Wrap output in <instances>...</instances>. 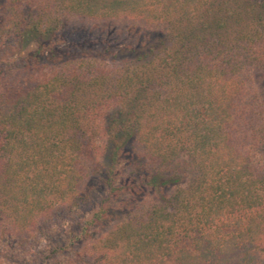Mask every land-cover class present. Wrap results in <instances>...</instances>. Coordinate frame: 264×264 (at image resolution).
<instances>
[{"label":"trees","instance_id":"1","mask_svg":"<svg viewBox=\"0 0 264 264\" xmlns=\"http://www.w3.org/2000/svg\"><path fill=\"white\" fill-rule=\"evenodd\" d=\"M35 1L0 0V50L35 44L0 59V264H264V0ZM101 150L109 197L122 162L169 193L90 246Z\"/></svg>","mask_w":264,"mask_h":264},{"label":"rangeland","instance_id":"2","mask_svg":"<svg viewBox=\"0 0 264 264\" xmlns=\"http://www.w3.org/2000/svg\"><path fill=\"white\" fill-rule=\"evenodd\" d=\"M48 0H36L34 5L37 7L40 4L47 2ZM52 1V0H51ZM165 3L172 2L174 0H163ZM50 3L49 7L52 9V2ZM23 9H28L29 6L23 5ZM54 11V8L52 9ZM55 13V12H54ZM126 28V25H122L120 29ZM140 40L142 38L140 37ZM139 38L137 40L131 39L127 40L131 47H136L139 43ZM67 43L75 42L76 38H72V36L66 38ZM126 41L124 40H117L114 46L119 48H125ZM35 48V44L30 43L27 45L22 46H6L5 48L0 50V59L1 60H10L17 57H22L31 53ZM59 51H64V47L60 46ZM251 85V91L256 92L258 98L262 100L264 98V82L260 79V74L257 71L250 70L248 75ZM168 91V89H165ZM110 115L114 112V109L107 111ZM108 118L107 116H102L99 120V126L103 130L106 126L105 119ZM252 140L248 137L239 136V145L246 150V152L250 155L252 159L261 160V156L255 153V150L251 147ZM242 149V148H241ZM97 159L101 166H103V170L101 175H95L90 179L89 185L91 187L90 191V206L88 208V212H86L85 217L86 219H91L93 214H95L101 204L106 201V209L107 214L104 219V222L99 223L92 227L89 230L90 237L88 238L89 244H98L99 241H103L106 239L108 234L116 227V225L126 222L128 219H132L135 216H140L145 214L155 203L161 201V195L166 196L168 195L169 191H165L164 194L156 193L151 189L145 187L141 183V175L142 171L137 170L135 174L129 175V166L126 162H122L119 166H117L118 177L116 179L115 185L116 186H124L127 184V190H123L118 196L109 197V191L106 188L102 177H104L105 171L109 166V157L108 152L105 150H101L97 155ZM180 187H185L189 183V178L184 176H180L179 178ZM248 214L246 212H241L234 215H227L226 217L222 218L217 223V229L220 232L222 237H229L232 232L236 229L237 220H244ZM217 229H214L216 231ZM190 239L183 237L182 235L178 236L176 240L177 248L182 247H190Z\"/></svg>","mask_w":264,"mask_h":264}]
</instances>
